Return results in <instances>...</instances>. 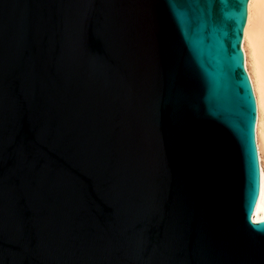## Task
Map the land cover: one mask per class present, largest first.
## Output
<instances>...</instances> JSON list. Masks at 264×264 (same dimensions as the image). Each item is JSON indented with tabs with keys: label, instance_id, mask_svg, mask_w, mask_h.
Instances as JSON below:
<instances>
[{
	"label": "water",
	"instance_id": "1",
	"mask_svg": "<svg viewBox=\"0 0 264 264\" xmlns=\"http://www.w3.org/2000/svg\"><path fill=\"white\" fill-rule=\"evenodd\" d=\"M208 7L0 0V264H264Z\"/></svg>",
	"mask_w": 264,
	"mask_h": 264
},
{
	"label": "snow or ice",
	"instance_id": "2",
	"mask_svg": "<svg viewBox=\"0 0 264 264\" xmlns=\"http://www.w3.org/2000/svg\"><path fill=\"white\" fill-rule=\"evenodd\" d=\"M207 22L212 27L214 47L216 49V62L220 77H227L235 85V95L238 100V113L240 120L239 138L246 154L247 166L251 164L252 181L251 190H255L258 177V164L256 159L254 125L256 122V102L253 98L247 76L243 72L242 55L239 50V38L245 18L244 4L246 0H234L233 16L238 21L233 34L222 31L215 23V4L217 0H207Z\"/></svg>",
	"mask_w": 264,
	"mask_h": 264
},
{
	"label": "bare ground",
	"instance_id": "3",
	"mask_svg": "<svg viewBox=\"0 0 264 264\" xmlns=\"http://www.w3.org/2000/svg\"><path fill=\"white\" fill-rule=\"evenodd\" d=\"M247 10L241 47L257 106L255 139L263 199L260 217L264 220V0H249Z\"/></svg>",
	"mask_w": 264,
	"mask_h": 264
}]
</instances>
